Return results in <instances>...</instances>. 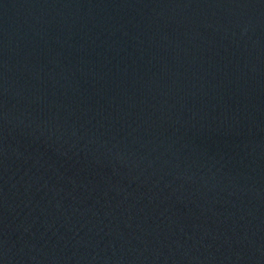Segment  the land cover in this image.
I'll list each match as a JSON object with an SVG mask.
<instances>
[{
  "label": "water",
  "instance_id": "water-1",
  "mask_svg": "<svg viewBox=\"0 0 264 264\" xmlns=\"http://www.w3.org/2000/svg\"><path fill=\"white\" fill-rule=\"evenodd\" d=\"M0 264H264V0H0Z\"/></svg>",
  "mask_w": 264,
  "mask_h": 264
}]
</instances>
